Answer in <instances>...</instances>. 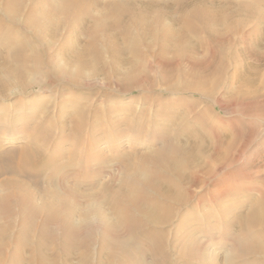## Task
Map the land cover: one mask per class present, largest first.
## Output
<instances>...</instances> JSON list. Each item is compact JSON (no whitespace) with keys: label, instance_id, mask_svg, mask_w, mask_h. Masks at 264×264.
I'll return each instance as SVG.
<instances>
[{"label":"bare ground","instance_id":"1","mask_svg":"<svg viewBox=\"0 0 264 264\" xmlns=\"http://www.w3.org/2000/svg\"><path fill=\"white\" fill-rule=\"evenodd\" d=\"M254 38L264 45V0H0V101L46 85L116 81L131 101L141 92L165 107L157 109L151 141L144 147L137 140L134 153L120 154L117 175L115 168L103 170L112 158L99 161L96 153L81 175L74 161L65 162L64 140L58 170L56 157H45L37 141L10 146L26 138L33 116L18 119L14 136L1 140L7 148L0 152V264H151L149 258L166 264L174 253L214 264V210L219 206L232 228L231 213L242 202L232 205L231 195L264 191L255 175L245 179L235 168L263 122L255 116L264 112V53L256 63L248 59L249 45L240 54V45ZM228 98L230 108L249 100L257 112L246 113L244 123L235 119L238 133L226 118L245 113H229ZM62 104L60 117L77 108ZM110 115L122 144L127 116ZM178 116L187 123L174 135ZM90 122L93 139L101 141L99 115ZM88 124L76 127L82 134ZM48 172L49 193L39 190ZM254 198L237 217L249 249L227 230L228 264H264L257 253L264 233L256 231L264 227V197Z\"/></svg>","mask_w":264,"mask_h":264},{"label":"rangeland","instance_id":"2","mask_svg":"<svg viewBox=\"0 0 264 264\" xmlns=\"http://www.w3.org/2000/svg\"><path fill=\"white\" fill-rule=\"evenodd\" d=\"M261 28V27H260ZM63 29V28H62ZM60 33L62 31L60 30ZM261 39H251L252 43L245 42V44L240 45V54H242L245 49L244 47H251L248 48L251 61L254 63L257 62V57L260 52L264 53V45L260 41ZM61 39L57 41V45L55 46V51H57L60 47H62V43L60 44ZM248 41V42H249ZM263 41V39H262ZM252 44V45H251ZM249 45V46H248ZM256 45V46H255ZM253 46V47H252ZM255 47V49H254ZM239 50V47H237ZM247 50V51H248ZM60 51V50H58ZM95 55V53L93 54ZM95 60L93 62L96 64L97 59L94 57ZM233 66H231L230 71H232ZM262 72L264 71V64L261 66ZM34 76V75H32ZM88 79V80H87ZM83 80H87L86 83L90 81H95L94 79H91L89 77H85ZM101 80V79H100ZM100 82V81H99ZM109 85H102V84H91V86L82 85V87L73 86L71 84H64V85H58V87L49 86L46 85V88H38L32 91H29L27 94H18L14 97H10L8 100H1L0 101V135L2 136V139H0V152L7 148L5 146L2 147V141L7 140V137L10 135L14 136L16 133L15 130V122L19 120L21 121H27L28 116H33V120H28V129L26 131L27 136L24 139H20L19 141L12 142L9 144L10 146H20L25 143H29V141H37L43 148L44 156L46 157L48 154H53L57 161L56 169H60L62 166V161L65 162H75L76 170L80 172L81 175H84L83 171L80 170L81 167L84 166V163H86V160L90 156H95V153L97 154L96 157L99 161H101L103 158L107 159L112 158L113 161H110V163H106L105 165L109 167H105L103 165V170L106 171L107 169H113L115 168V174L117 175L120 172V169H117V165L120 163L118 160H120L119 157L120 154H124L126 151H130L131 153H134L136 150V143L137 140L139 142L143 143V146L145 147L146 143L151 141V134L154 130L155 123H157L156 120V114L157 109L160 108L157 104L156 95H153L151 98L146 100V94H142L141 92L135 93L137 95V99L135 102L130 100L127 95L124 93H121L119 90L115 88L117 86L116 81H108ZM264 99V90L262 92ZM225 105L229 108L228 112L231 113L233 110H238L240 112L245 113L244 116H238L237 118L234 117V119H231L233 117H227L226 119L229 120L230 118L231 122L233 123V126L236 128L235 131L241 130L238 126L239 124L236 123L239 118V121L246 122V119L244 118L246 116V113L248 112H254V114L257 115V112L253 110V105L250 103L251 101H241L240 104H235L233 108L229 107L232 106V100L225 99ZM66 101L68 104H72L75 108L73 111H68L65 114H63L61 117L60 107L63 105L62 103ZM127 103L129 104V107H127ZM35 104V105H34ZM130 105H132V108L130 110ZM134 106V107H133ZM239 106V107H238ZM241 106V107H240ZM245 106V108H244ZM124 107L128 108L129 110H125ZM238 107V108H237ZM216 110L220 113H224V111L221 109L220 106H215ZM240 108V109H239ZM160 109H165V107H161ZM249 109V110H248ZM114 110L116 116H123L124 118L127 116V122L125 123V142L120 144L118 136H116L112 125H111V115L110 111ZM247 111V112H246ZM235 113V112H234ZM259 113V112H258ZM225 114V113H224ZM99 115L101 128H102V138L101 141H96L93 139V136L91 134V122L94 118V116ZM264 112L259 113V116H255L256 118H259L260 120H263V122H260L259 124V130L260 133L254 134V138H256L250 143L249 146V152L247 158L242 157V162L236 164L235 168L243 169L242 172L246 173L243 176L245 179H247L249 176H254L255 179L254 182H256L258 185H260L264 189ZM234 120V121H233ZM89 122L87 129L83 130V133L81 134L76 125L79 122ZM236 121V122H235ZM259 120L255 121L256 123ZM143 124L144 128H141L139 132L133 133L132 128L134 126H137V124ZM187 123V120L183 119L182 116H178L177 119H175L173 126H172V133H177L178 130H180L182 127H184ZM230 123V122H229ZM257 125L255 127L257 128ZM262 124V125H261ZM253 125V124H252ZM252 125H249L248 127L244 128L243 131H246V134H249L250 130H252L250 127ZM248 128V129H247ZM176 135V134H174ZM173 135V136H174ZM137 136V137H136ZM15 140L17 138H14ZM66 141L64 144L67 147L68 151L65 154V160L62 158L64 155V151L60 150L59 147L62 145L61 141ZM135 140V141H134ZM136 142V143H135ZM7 145V144H6ZM103 148V149H102ZM127 148L129 150H127ZM100 149H102V152L99 153ZM126 149V150H125ZM60 150V152H59ZM117 150V151H116ZM124 151V153H123ZM94 154V155H93ZM103 157V158H102ZM41 160L42 157L40 158ZM97 160V161H98ZM56 161V160H55ZM109 162V161H108ZM114 162V164L112 163ZM116 162V163H115ZM118 163V164H117ZM56 164V163H55ZM54 164V165H55ZM5 165V162H1L0 168H3ZM114 165L116 167H114ZM59 167V168H58ZM237 169V170H238ZM50 173L48 172L47 175H44L45 178L40 177V186L39 190L41 191H47L50 192V189L47 187L46 182L48 180H51ZM237 175V174H235ZM246 175V176H245ZM249 175V176H248ZM39 178V177H38ZM108 179L110 177L108 176ZM234 179V177H231V180ZM43 180V181H42ZM262 189V190H263ZM246 193V191H243L242 194ZM240 193H234L231 195V204L235 206V204H238L242 202V207H234V211L231 218L234 217L232 220V228L226 227L225 222V216L221 215L222 209L218 208L214 209H208L214 210V212L218 215L215 216V220L213 221L214 227L216 228V237L214 239L215 243L213 252L217 253L216 260L214 264H228L229 257L226 254V251L228 249H225L224 246L225 243L228 241V236H226L227 230L231 231L233 230V239L235 241H238L240 245H243L244 250L249 249V245H247V241L245 240L242 233L241 223H238L237 217L238 215L245 214L249 212V209H251V200L252 198H263L264 197V191L259 194L258 191L249 192L248 194L243 196V199L239 197ZM251 202V203H250ZM251 205V206H250ZM250 207V208H249ZM200 212V211H199ZM202 213V212H201ZM230 212H227L226 215H229ZM231 218L229 221H231ZM199 222V221H198ZM197 220L194 221V223H197ZM193 223V224H194ZM200 223V222H199ZM200 228L204 230L205 233L207 231L205 228L202 227L204 223H200ZM247 227H251L250 222H247ZM245 226V225H244ZM246 227V226H245ZM257 232L260 234L264 233V227L257 226L256 228ZM210 233L205 234L206 236H209ZM138 235V234H137ZM140 237V236H138ZM218 237V238H217ZM257 245L260 246L259 255H264V235H261L258 239ZM217 245V246H216ZM96 249H98V244L96 246ZM99 251V249H98ZM183 251V250H181ZM180 252V250H179ZM177 254L174 253L172 260H164L166 264H208V260L205 259L204 256H201L198 259H192L188 255H185L184 259L177 258ZM151 261V264H155L152 258H149Z\"/></svg>","mask_w":264,"mask_h":264}]
</instances>
